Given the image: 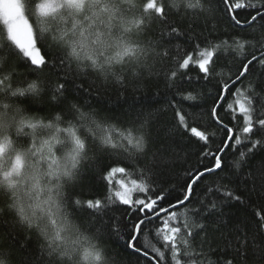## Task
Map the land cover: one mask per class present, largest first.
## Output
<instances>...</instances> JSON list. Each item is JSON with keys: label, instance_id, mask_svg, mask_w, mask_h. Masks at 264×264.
Segmentation results:
<instances>
[{"label": "snow or ice", "instance_id": "6c2138e0", "mask_svg": "<svg viewBox=\"0 0 264 264\" xmlns=\"http://www.w3.org/2000/svg\"><path fill=\"white\" fill-rule=\"evenodd\" d=\"M0 239V264H264V0H0Z\"/></svg>", "mask_w": 264, "mask_h": 264}, {"label": "trees", "instance_id": "16d2710c", "mask_svg": "<svg viewBox=\"0 0 264 264\" xmlns=\"http://www.w3.org/2000/svg\"><path fill=\"white\" fill-rule=\"evenodd\" d=\"M163 85L159 87L156 85L155 81H148L140 85V87L133 92L130 88L127 96L129 102H131L135 98H139L140 102L143 104L146 111H155L160 105L153 103L152 98L160 92L163 94ZM123 101L118 96L117 92L114 90H109V92L103 97L100 101L101 106L106 109H111L116 112L118 115L122 112L121 105ZM126 107V106H125ZM171 122V113L167 114H160L157 116L156 121L153 125V136L154 137H162L165 133L166 126ZM189 153V162L194 163L195 158L191 155V153L195 152V148L189 146L185 149ZM187 165L183 161H178L175 167L169 168L166 171L162 172V174L158 175L157 182L159 185L162 186H170L172 184H176L178 182V177L182 176L183 168ZM76 193L81 195L82 197H91L95 195L103 196L104 189L103 186L99 183L92 184L90 186H86L83 189L77 188ZM178 194V193H176ZM226 212L228 215L233 219L236 220L237 218L243 217L245 215H250L251 210L240 209V208H227ZM7 241L0 239V247H6ZM106 243L111 247L112 241H106ZM20 256L17 253V259L19 260Z\"/></svg>", "mask_w": 264, "mask_h": 264}]
</instances>
